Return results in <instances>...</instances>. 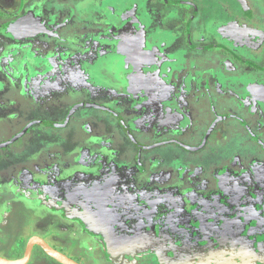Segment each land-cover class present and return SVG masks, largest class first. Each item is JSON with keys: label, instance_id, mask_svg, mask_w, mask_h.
I'll return each mask as SVG.
<instances>
[{"label": "rangeland", "instance_id": "obj_1", "mask_svg": "<svg viewBox=\"0 0 264 264\" xmlns=\"http://www.w3.org/2000/svg\"><path fill=\"white\" fill-rule=\"evenodd\" d=\"M170 1L173 0H0L1 157L10 158L13 150L23 149L20 157L14 159H19L20 165L14 162L9 165L8 160L4 159L6 162L4 167L0 161V190L3 188L4 192L7 190L13 194L24 192L21 193L20 189H23L26 179L22 174L28 171L23 165L25 162L30 166L28 167L30 171L35 167L36 172L37 168H40L56 175L55 170L57 169L59 180L53 183L64 189L66 173L77 168L76 165L74 168L64 165L74 162L75 159L84 163L86 158L91 159L90 165H80L78 168L99 169L103 165L98 173L101 174L104 166L107 170L110 164L113 170L121 168L122 172L130 177L135 189L146 188V193L142 195L139 189L135 191L134 188L128 186L123 193L124 196L130 197L131 200L125 203L131 207L122 213L118 212L114 204L108 203V201L103 202L104 198L100 199L101 193L99 192H104L106 197H114V193L109 191V188L106 193L104 188L85 187L77 196H74L76 194L73 193L74 190H69L73 193V202L68 198V190H61L59 198L56 196L58 200L55 199L57 201L51 204L56 216L53 217L50 213V217L43 218L44 221H39L40 219L29 210L30 204L22 201L25 205L19 206L15 210L16 214L12 216L15 223L10 222L7 218L9 225L0 221L3 228L6 226L4 230L0 226V241L8 239L6 243L14 245L13 241L27 232L36 233L44 239L52 241L51 234L60 237L64 232H71L72 225L66 218L71 216L67 212L70 210L73 215L79 212V215H75L71 220L78 219L83 222L84 225H82L86 233H84L85 236L83 233L78 236L70 233L72 235L70 243H66L63 238L59 245L65 251L71 250L73 253H79L78 259L84 264L88 259L92 264L126 262L127 260L122 256L124 254L116 257L108 255L106 245L108 238L101 230L105 229L103 224L106 222L104 221H109L108 224L115 231L111 232L118 234L131 224L141 229V222L145 218L150 219L157 215L161 220L167 212V203L163 196L165 194L153 197L149 195L148 189L159 188L165 178L161 182V178L156 179L152 176L153 180L150 181L148 175L142 177L139 172L134 170L136 166L134 157L140 149L130 140L125 128L123 133L126 134V137H122L121 141L122 127L119 128L116 132L115 143L108 142L109 132L103 133V138L74 136L83 121L91 119L92 110H98L102 119L116 115L118 112L120 115L122 114L121 116H127L126 120L134 138L137 136L152 138L156 133L176 138L180 135L179 131L185 132L186 127H190L189 121L198 125V128L202 123L204 125L210 123L209 135L215 138L214 120H207L205 111L207 102L204 97H212L213 91H219L229 97H236V94L240 95V92L235 84L238 83L241 88L245 86L249 88L251 83L249 84L247 81L250 82V79H253V84L264 81V73L261 75L260 70L257 73L242 65L237 66L239 62L237 56H239L245 61L259 64V69L264 70V0H219V2L205 0L202 6L203 12L198 13L188 9V5L192 4V1L172 3V6L169 5ZM142 2L146 10H140V13H147L146 16L144 14L143 16L146 18L150 32L146 29L145 19L141 20L137 15L136 6L141 5ZM180 16L185 19V22H182L185 27H189L188 23L192 18L196 22L191 24L194 30L189 28L190 37H187L186 32H182L183 29H180V32L169 30L171 23L176 22ZM106 17H113L116 22L110 25L109 21L105 19ZM194 32H197V35H194ZM110 38L113 41V48L103 46L97 48L98 53L104 48L110 49V51L98 54L92 49L91 45H100L98 41ZM193 38L195 42L192 41ZM193 43L199 48L211 46L206 49L212 48L213 50L208 53L204 51L191 52L190 46ZM166 52H172L171 54L178 52L181 60L175 64V55L171 60L170 57H167ZM98 55L100 56L96 58ZM92 57L94 61L90 62L89 59ZM192 62L199 63L202 66V71L208 70L209 66H212L211 72L216 74L211 76V72H209L208 80L200 81L197 89H193L194 91L191 92L192 95H188L192 98L188 102L185 100L187 97L183 94L187 90L186 87L180 88L179 85L181 84L180 77L184 76L183 70L189 68ZM173 67L174 69H172ZM176 68L178 71L175 70ZM68 72L74 73L78 80H81V77L83 81L75 84V76L66 78ZM237 74H240L241 81L236 79ZM92 80L94 85L90 83ZM79 87L80 90L76 89ZM62 88L66 89L68 93H76L78 90L82 94L80 99L78 96L66 94L62 96L61 103H64L65 106L73 104V102L80 104L74 105L71 110H62L61 108L59 111L58 107H55V94ZM83 88L88 91H84ZM247 97L248 99L242 100L243 105H241L239 115L251 120L260 117V119L258 118L259 122H257V118L255 119L259 126H254L253 121L249 126V131L255 140L257 150L263 148L262 152L264 153V113L261 117L258 114L262 110L255 107L250 108L249 106L253 104L252 96ZM72 98H74L73 101L70 100ZM138 102L141 103L139 108L137 107ZM113 103H116L115 106L119 108L114 107L116 110H112ZM189 104L194 105L195 110L192 113L188 110ZM92 106L99 109L91 108ZM100 107L108 108L109 111H100L102 110ZM227 110H230L228 106L221 108V111L229 113L230 111ZM221 111L219 110V112ZM211 113L215 117L218 110ZM65 117L73 119L66 123L68 129L71 127L69 132L72 135L61 128ZM116 120L118 119L116 118ZM247 122L249 121L247 120ZM172 124L180 126H169ZM91 125L93 124L91 123ZM61 135L65 137L61 138ZM214 141L216 142V140ZM62 142L67 143L63 144ZM202 143H205L204 139ZM217 145L222 146L220 143ZM181 147L179 143L165 146L164 163L168 168L173 163L174 165H171L170 168L180 172L185 169L193 170L195 167L205 169V166L213 163V159H211L213 156L219 161L221 158L211 148L208 152L200 151V154H197L198 157H194V152H185ZM168 153L170 154L167 156ZM109 154L113 156V159L115 157V162L105 161ZM155 155H158L155 158L160 162L161 154L155 151ZM22 157L23 159H20ZM147 157L149 158V156ZM226 159L229 158L226 157ZM217 162L216 160L211 165L214 169L220 166ZM150 163L148 166L139 163L138 167L142 170V167L145 166L146 169L150 167ZM254 165L260 166L258 163ZM30 174L28 172V175ZM182 177L184 178V176ZM99 179L95 184L102 185ZM124 179L121 178V181ZM54 184L48 181L49 186ZM31 189H33L32 186H30ZM30 190L28 188V195L24 192L28 198L31 196ZM47 192L53 193V189L48 187ZM226 196H228L227 193ZM51 201L52 199L48 198L46 204L49 206ZM73 208L77 210L76 213ZM251 209L253 210L254 207L252 206ZM92 212H98L99 215L92 216L93 221H85L82 214L91 219L90 213ZM203 212L200 215L205 218L206 222L213 220L209 216L206 219L207 208ZM253 212L255 217H261L262 219H260L264 223V207L255 208ZM254 215L250 214L247 219H251ZM218 221L220 222V220ZM227 221L229 220L227 219ZM94 226L100 228L94 230ZM198 233L195 231L193 236L194 241H197L195 246L199 247V243L205 244L207 241L211 243L212 240L206 239L207 234H203L199 230ZM231 233L235 238V230H232ZM230 245L233 246L232 240ZM239 248V252L243 255L246 254L245 256L250 261H254V263L257 261L254 252L244 246L239 245ZM173 250H179V248L175 247ZM82 251L87 252L86 260L81 255ZM125 252L128 253L130 259L133 258L131 256L134 254L131 255V250L127 249ZM239 252L232 254L231 251L226 250L219 255L209 256L207 263L244 264L241 263L240 257L234 256ZM175 254L180 260L173 264H184L182 262L185 260L184 257L190 258L189 254L181 248L178 252L175 251ZM6 256L12 257L13 255L6 254ZM214 256H217V259ZM250 256L254 258H250ZM27 264L58 263L45 255L37 246Z\"/></svg>", "mask_w": 264, "mask_h": 264}, {"label": "flooded vegetation", "instance_id": "obj_2", "mask_svg": "<svg viewBox=\"0 0 264 264\" xmlns=\"http://www.w3.org/2000/svg\"><path fill=\"white\" fill-rule=\"evenodd\" d=\"M185 1L186 0H173V1H170L169 5L172 6V3L179 4ZM188 1L193 2L192 4L188 5V9H190L191 11L194 10L197 13L200 11L203 12L204 8L202 6L204 5L205 0H188ZM217 1L219 2V0ZM136 7H137L136 8L137 15L140 16L139 18L141 20L145 19V23H146V18L144 17L146 16L147 13L146 12L140 13V10L143 11V9H145L144 3L142 2L141 5H137ZM143 14L145 16H143ZM105 19L109 21L110 25L116 22L113 20L114 19L113 17H106ZM193 20L194 18H192L191 21L188 23L189 27H185L182 23V22H185V19L180 16L176 22L171 23L170 25L171 28L169 30L174 31V32H177L178 30L180 32V29H183L182 32H186L187 37H190V35L188 34L189 28L194 30L193 27H191V24L196 23ZM145 25L147 26L146 27L147 31L150 32L147 23ZM194 35H197V32H194ZM192 41L195 42L194 38ZM205 41L207 42V40ZM112 42H113L112 38L108 40H100L98 41L100 45H97V46L91 45V47L93 50L97 51L98 53V50H97L98 47L100 48L103 46L107 48H113ZM190 47H191L190 49L191 52L195 51V53L200 52V51H204L208 53L209 51L213 50L212 48L206 49L207 47H211V46H207L206 48H199L195 46L194 43ZM108 51H110V49L106 50L104 48V49H101V51H99L98 54L103 53V52H108ZM171 53L172 52L167 53V57H170V59L173 60L174 58L172 57L175 55L176 57L175 64L177 61L181 60V56L180 55L178 56V52L173 53V54ZM99 56L100 55L96 56V58ZM208 58L211 60L210 57ZM237 59L239 60V62L237 63V66L242 65L246 67L248 70H251L257 73L260 70L261 75L264 73V70H262V68L259 69V64L250 63L249 61H245L241 59L239 56H237ZM89 61L90 62L94 61V58L93 57L90 58ZM182 62L184 63V60H182ZM206 62H208V59H206ZM184 67L187 68V66H184ZM201 68L202 66L199 65V63L192 62L189 65V68L183 70L184 76L180 77L181 84L179 85V87L180 88L186 87L187 90L184 91L183 94L185 97H187L185 98V100L186 101L188 100V102H190L189 99H192L188 95L190 94L192 95L191 92L194 91L193 89H197L200 81H203V79L204 81L208 80V74L209 72H211L212 66H209V69L208 70L205 69L204 71H202ZM172 69H174V67ZM175 70H177V68ZM221 73H224V72L221 71ZM214 74L216 73L211 72L210 75L212 76ZM239 75L240 74H237L236 79L241 81V79H239L240 77ZM68 76L69 77L75 76V84L83 81L81 77H80L81 80L76 79L77 76L74 73L71 74V72H68L66 75V78ZM260 76H257V77L259 78ZM252 80L253 79H250V82L247 81L249 84L251 83L250 84L251 87L249 88L246 86L241 88V86H239L238 83L235 84L238 87L239 92H240V95L236 94V97L235 96L229 97L228 95L223 94L219 91H213L212 97L211 96L204 97V99L207 102V105L205 107V111H207L206 112V116L208 118L207 120H210V119L214 120L213 127L216 128L215 138H212L211 135H209V132L211 129L209 126L211 124H208V126H205L204 131H203L202 126H200V128L197 127L193 129L195 132H198L199 134L198 135L192 134L193 131L191 127H195L196 124H192L190 123V121L188 123L190 127H186L185 132L179 131L180 135H178L176 138H173V137L170 138V136H168L169 137L168 138L165 134L161 135L158 133L154 134L152 138H145L144 136H141V137L137 136L136 138H134V136H132L131 134V130L129 129V125H128L129 123L126 120L127 116L126 117L121 116L122 114L120 115V113L117 112L118 114V115L116 114L117 116L111 115L109 116V118L102 119L101 116L99 115L98 110H92V112L90 113L91 119L84 120L83 123L80 125L78 131H76L75 135L73 134L74 136L77 137V135H81L85 138H88L90 136L92 137L99 136L100 138H103V133L109 132L108 142L115 143L116 132H118L119 128L122 127L121 128L122 134L120 136L121 141L123 140L122 137L123 138L126 137V134L124 135L123 133V129L125 128L128 132L130 140L133 143H135L140 149L138 154L137 155L135 154V157H134L136 160V166L134 170L136 172H139V174L142 177H146V175H148V177H150V181L153 180L152 176L156 179L161 178L160 179L161 182L165 178L164 179L165 181L160 184L161 186L159 188L151 187L150 189H148L149 195L153 197L165 194L163 196H165L164 198L167 203L166 205L167 212H165L161 220L159 216L157 215L156 217H152L150 219L145 218V220H142L141 222L142 224L141 229L138 226L134 227V225L131 224L125 227L124 229H122V231H120V233L118 234H113L115 231L108 224L109 221H104L106 222L103 224L104 225L103 227L105 229L104 230L101 229V230L107 235V238H108L106 241L107 250L109 252L108 255L110 254L112 257L113 256L116 257V256H121V254H124L122 256L128 262L127 261L121 262L120 264H173V262H177V260H180L178 259V256H176L175 251L178 252L181 248L186 253H188L190 257V258L184 257L185 260L182 261L184 264L185 263L186 264H205L208 262L209 256L219 255L226 250L231 251L232 254L239 252L240 251L239 245H240V246H244L249 251L254 252L256 255L257 261H260V262L256 261L257 263L256 262L254 263V261H250L248 257L245 256L246 254L243 255L241 252H239L238 255H234V256L240 257L241 259L240 258L239 259L241 260V263L264 264V223H262L263 221H261L262 218L261 217L256 218L253 212L255 208L264 207V153L262 152L263 148H261L260 150H257L256 143H254L255 147L251 144L252 146L251 148L248 145V141L245 140V135L243 134H240L242 135L240 136L241 138L239 139V141L235 142L233 140L232 133L235 131V133L239 134L240 132L237 131L236 128L233 129L231 126L227 125V123L230 122L231 125L234 127H236V124H244L248 126L247 119H250V118L244 117L241 114L239 115V112H241L240 111L241 105H243L242 100L244 98L248 99L247 96L249 95L253 96L251 97L253 104L249 107L250 108L255 107V108L262 110L263 112L261 111V113L258 115L261 117L263 116L264 98H261V96L257 93V91L259 88H261L262 89L261 94H262V97H264V81H260V82H257L256 84H253ZM92 82L93 80L90 82L91 85H94ZM76 89L80 90V87ZM85 90L86 89H84V91ZM207 91L209 92L208 89ZM66 94H72L73 96L74 95L78 96V99H80V96L82 93L81 91H78V90L76 93L75 92L68 93L66 89L62 88L60 92H57L55 94L56 96L55 107L56 108L58 107L57 109L59 111L61 110V108L62 110L64 109L71 110L74 108V105L77 106L80 104L77 102L75 103L73 102V104H66L67 106H65L64 103H61V100H62V96H65ZM70 100L73 101L74 98ZM115 105L116 103H113V105H111L112 110H116L114 108L116 107ZM140 106H141V103L138 102L137 107L139 108ZM226 106H228V109H230V110H227V111H230L229 113H226L225 112L226 110L221 111V108H224ZM83 108H89V107H83ZM91 108H97V107L92 106ZM100 108L102 109L100 111H107V112L109 111L108 108H105V107H100ZM116 108H119V107H116ZM216 109L218 110V114H216V116L214 117L211 112L215 111ZM188 110L190 113H192V111L195 110L194 105L189 104ZM219 110L221 111L220 113H219ZM116 118L118 120H116ZM256 118H257V122H259L258 118L260 119V117H256ZM69 119L70 117L68 118L65 117L64 122H62V127L61 126L59 127L64 128L70 135L71 133L69 132V130L71 127L68 129L66 127V123L67 121H73V119L72 120L71 119L69 120ZM223 119L225 120L224 122H223ZM257 122L254 121L253 125L259 126V123ZM91 123L93 125H91ZM169 126L179 127L180 125L172 124ZM85 127L87 128L85 129ZM60 137L64 138L65 136L61 135ZM250 138H252V140L254 139L251 136ZM90 139H93V138H90ZM203 139L205 143H202ZM194 140H197L198 143L193 144ZM214 140H216V142ZM62 143L64 144L67 142H62ZM174 143H179V145L182 146L181 147L182 150L185 152H189V151L194 152L193 154L194 157H198L197 154H200L199 153L200 151L208 152L209 148L213 149V152H215V154H219V156L221 157L220 161L214 156L211 158L213 159V163L216 160L218 161L217 163H219L220 165L219 168L217 167L216 169H214L211 166L213 165V163L205 166L204 167L205 169L198 166L200 168L195 167L193 170L185 169V171H181V172L178 170H172L170 168L171 165H174L173 163L170 164L168 168L167 165L164 163L165 162L164 155H166L165 146L168 144H174ZM219 143L222 146H218L217 144ZM245 148H248V149H245ZM19 150L20 151L13 150L11 154L12 156H10V158H2L1 157L2 153H0V161L3 163L4 167L6 165V162L4 161V159L8 160L7 162L9 165L11 162H14L15 164L20 165L19 159L14 160L16 157H20L21 151L23 149L22 150L19 149ZM155 151L161 154L160 162H158L155 158L158 156V155L157 156L155 155ZM170 151L171 150L169 149V152ZM169 154L170 153H168L167 156ZM147 156H149V158ZM11 157H14V158H11ZM226 157H228L229 159L227 160ZM20 159H23V157ZM114 159H113V156L109 154L108 159L107 160L105 159V161L115 162ZM90 160L91 159L86 158V162L81 163L80 160L75 159L74 162L64 165L65 167L69 166L72 168H74V165L77 166V168H74L72 171L70 170V172L66 173L67 176L64 181V186H63L64 189L57 187L53 183L59 180L57 178L58 176L57 169L55 170L56 175L50 172H45L46 169H40V168H37L38 171L36 172L35 167L32 170L33 171L32 172L28 168L30 167L28 166V163L26 162L23 163V165L26 166L28 171L22 174L23 177L26 179H25L24 187L23 189H20V192L22 193L24 191L28 195V188L30 190V186H32L33 189L30 190L31 196L28 199L27 196H25L24 192L22 194L19 193L20 195L13 194L7 190L6 192H4V189L1 188L0 190V194H1L0 195V221L5 220L4 221L5 225L7 224L9 225L8 220H6L7 218L9 219L10 222L15 223L12 216L13 214H16L15 210L18 209L19 206H22L24 204L22 201L28 202V204H30L31 208H29V210H31V213H33V210H34V212L43 213V216L46 215L47 217H50V213H51V215L54 217V209H52L51 204L55 203V201L58 200L61 194V190H68L67 191L68 198L71 202H73L74 201L72 197L73 193H76L74 196L80 195L79 192L83 191L85 187L104 188L106 193L109 188V191H112L114 193L113 195L114 197H110V196L106 197L104 195V192L103 193L99 192L101 193L99 197L101 200L104 198L103 202L108 201V203L114 204V207H116L118 209V212L120 213H122L123 211L131 207V206H127L125 203L131 200L130 197L128 195L124 196V193H123L124 191L127 190L128 186L130 188H134L135 191L139 189L140 194L142 195L146 193V188L138 187L137 189H135V187H133L132 185V182L130 181V177L126 173L122 172L121 168L119 169L115 168L113 170L109 164L107 170H106V166H104V169H102L101 174H98V173L100 171V168L103 167V165L100 166L99 169L90 168L91 170L89 168L86 170H84L82 167L78 168L80 165L82 166L90 165V162H92ZM149 162H151L150 167H147L146 169H145V166L142 167V170L140 167H138L139 163H143L144 165L148 166ZM257 163L260 166L254 165ZM181 165H183L182 162H181ZM129 169H133V168H129ZM222 169L223 171L220 172V170ZM12 170L13 168L11 167V171ZM28 172L31 174L28 175ZM183 172H185V174L182 175ZM182 176H184V178ZM52 178H55V179H52ZM121 178H125V179L121 181ZM98 179L99 181L102 182V185L95 184L97 183ZM48 181L49 182L51 181L52 184L54 185L49 186ZM65 185H67V187H65ZM116 186H119V187H116ZM48 187L53 189V193L47 192ZM69 190H74V191L72 193ZM226 193L228 196H226ZM134 195H135V192H134ZM56 196H58V198ZM225 196L226 198H224ZM48 198L52 199L49 206L46 204ZM251 205L254 207L253 210L251 209L252 207ZM206 208L208 210V214H206V219L209 216V218H213L212 221L206 222L204 220L205 218H202V216L200 215L201 213L202 214L204 213L203 211L204 209L206 210ZM73 209H74V212L77 211L75 210V208ZM67 212L71 214V216L69 215L70 218L69 217H66V218L69 219V222L72 225V230L71 232L70 231L64 232L63 235L60 236L62 238L60 241H62L64 238L66 243H70V239H72V236L71 237L69 236L70 233H74L76 236L81 235L83 233V236H85L84 233L86 232L84 230L83 222H80L78 219L75 221L71 220V218L75 217V215H79V212L77 213L75 212L76 213L75 215H73V213L70 210H68ZM250 214L254 216H252L251 219H247V216H249ZM98 215H99L98 212L97 213L92 212L90 213L91 219H89L82 214L84 220L87 222H90V220L93 221L92 216L97 217ZM227 219L229 221H227ZM217 220H220V222L219 221L217 222ZM5 227L6 226H4V228ZM1 228L4 230L2 226ZM97 228H100V227L97 226L95 227L94 230H98ZM139 229H140V232H139ZM198 230L202 231L203 234L204 233L207 234L206 239L212 240L211 243H209L208 241H207L208 244L207 243L201 244L198 242L200 246L199 247L195 246L197 244V241H194L195 238L193 236H194L195 231L198 233ZM232 230H235V233H236L235 238H234V235H232L233 233H231ZM32 236L41 237V235H38V234L32 235ZM41 238L44 241H46L51 247L64 253L66 256L77 261L79 264H84L80 259H78V257L80 256L78 255L79 253H73L71 250L65 251L61 247V245H59L60 242L58 241H55V240L48 241L47 239H44L43 237ZM29 239H27L24 242L23 247H21L22 251L20 252L18 248L19 244L17 242L15 246L14 245L10 246V245H7V243H1L0 241V256L8 258V259H18L22 257L25 252L26 245ZM120 239L125 240L127 242L125 243L124 247L121 248L119 251H115L114 247L111 245V248L114 249V251L112 252V250L108 247V241H110V244L111 243L114 244V242ZM231 240L233 241V246L230 245ZM235 240H236V243H234ZM35 247L37 246L33 247L32 252L34 251ZM175 247L179 248V250H173V248L175 249ZM39 248L41 249V247ZM127 249L129 251L130 250L132 251L131 255L134 254L133 256H131L133 257L132 259H130V257L127 255L128 253L125 252ZM41 251L44 253L42 249ZM82 253H83L81 254L82 257H84V259L86 260L85 256L87 257L86 255L87 252L82 251ZM6 254L7 255L10 254L13 256L12 257L6 256ZM193 257L195 258L193 259ZM214 257L217 259V256H214ZM250 258H254V257L250 256ZM52 260L58 264H61L54 259ZM114 262H116L115 259H114ZM109 263L117 264V262L116 263L109 262ZM85 264H92V263L88 259V261H86Z\"/></svg>", "mask_w": 264, "mask_h": 264}, {"label": "water", "instance_id": "obj_3", "mask_svg": "<svg viewBox=\"0 0 264 264\" xmlns=\"http://www.w3.org/2000/svg\"><path fill=\"white\" fill-rule=\"evenodd\" d=\"M262 89L259 88L257 93L262 97L261 91ZM127 241L125 240H117L116 242L111 243V245L114 247L115 251H119L121 248L124 247L125 243ZM34 246H39L44 251V253L49 256L50 258L56 260L57 262L61 264H79L77 261L73 260L72 258L66 256L64 253L58 251L57 249L51 247L46 241H44L39 236H32L26 245L25 252L22 257L18 259H8L5 257L0 256V264H26L31 256L32 249Z\"/></svg>", "mask_w": 264, "mask_h": 264}, {"label": "crops", "instance_id": "obj_4", "mask_svg": "<svg viewBox=\"0 0 264 264\" xmlns=\"http://www.w3.org/2000/svg\"><path fill=\"white\" fill-rule=\"evenodd\" d=\"M253 97V96H252ZM207 112V111H206ZM220 113V112H219ZM224 114H225V112H224ZM223 114V115H224ZM208 119V118H207ZM249 122L247 123L248 124V126H246V125H244V124H236V127H234V126H232L231 125V123L230 122H228L227 123V125L228 126H231L233 129L234 128H236L237 129V131H239L240 133L238 134V133H235V131L232 133V137H233V140L236 142V141H239V139L241 138L240 136H242V135H240V134H243V135H245V140L246 141H248V145L252 148V146H251V144L252 145H254V143H255V140L253 139L252 140V138H250V136H251V134H250V131H249V126L252 124V121H255V120H252L251 121V119H247ZM225 120L223 119V122H224ZM208 124H210V123H206L205 125L204 124H202V125H200V126H203L204 125V128H203V131H204V129H205V126H208ZM198 127V125H196L195 127H191V129H192V131H193V133L192 134H195L196 132L193 130V129H195V128H197ZM252 140V141H251ZM198 143V141L197 140H194L193 141V144H197ZM193 144H192V146H193ZM245 149H248V148H245ZM244 149V150H245ZM58 175H59V173H58ZM25 197V196H24ZM23 197V198H24ZM28 198V197H27ZM29 199V198H28ZM47 206V205H46ZM32 214H34L35 216H37L38 217V219H40L39 221H44V217L46 218V215L45 216H43V213H36V212H34V210H33V213ZM56 216V214H54V217ZM5 220H3L2 222L3 223H5L4 222ZM26 220H24V222H25ZM26 223V222H25ZM47 224V223H46ZM63 234V233H62ZM32 235H37L36 233L35 234H30V232H27V234L26 233H24V234H22L20 237H17L13 242H14V246L18 243L19 244V252L20 251H22V248H21V245L23 244L24 245V242L27 240V239H29ZM62 236V235H61ZM69 236L71 237L72 235H70L69 234ZM50 238L52 239V240H56V239H58V242H60V240L62 239L61 237H59V235H50ZM8 241V239H6V240H4V241H1V243H6ZM17 242V243H16ZM7 245H10V244H7ZM10 246H12V244L10 245Z\"/></svg>", "mask_w": 264, "mask_h": 264}, {"label": "trees", "instance_id": "obj_5", "mask_svg": "<svg viewBox=\"0 0 264 264\" xmlns=\"http://www.w3.org/2000/svg\"><path fill=\"white\" fill-rule=\"evenodd\" d=\"M108 247L112 250V252L114 251V249L111 248L110 241H108Z\"/></svg>", "mask_w": 264, "mask_h": 264}]
</instances>
